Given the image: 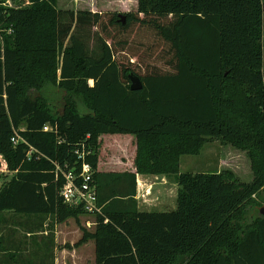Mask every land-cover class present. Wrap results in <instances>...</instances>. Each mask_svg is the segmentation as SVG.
Wrapping results in <instances>:
<instances>
[{
    "label": "trees",
    "instance_id": "obj_1",
    "mask_svg": "<svg viewBox=\"0 0 264 264\" xmlns=\"http://www.w3.org/2000/svg\"><path fill=\"white\" fill-rule=\"evenodd\" d=\"M123 16L109 25L151 32L147 49L164 51L156 64L124 58L125 39L98 37L90 53L72 26L101 29L100 13L0 3V156L12 172L0 181V213L78 221L86 212L59 195L55 164L79 169L84 145L100 213L74 246L93 240L94 264H264V0H136ZM47 85L61 110L42 95ZM211 139L246 153L249 182L230 170L180 172L181 156ZM137 174L173 176L175 209L140 211Z\"/></svg>",
    "mask_w": 264,
    "mask_h": 264
},
{
    "label": "rangeland",
    "instance_id": "obj_2",
    "mask_svg": "<svg viewBox=\"0 0 264 264\" xmlns=\"http://www.w3.org/2000/svg\"><path fill=\"white\" fill-rule=\"evenodd\" d=\"M2 1H4L5 5L15 4V0H0V3ZM17 1L20 0H16V2ZM57 8L60 10H72L74 12L90 11L93 13L97 12L101 14V29L100 27H98V25L94 26L91 24H74L72 26V33L78 35L85 42L88 51L94 55L98 54L100 51V40L98 39V37L101 36L105 37L107 39V43L111 46L114 45V39L116 41L119 39H125L127 43L131 45V48H128L129 45L126 46L124 48V51L122 52V56L124 58L129 56L131 59H133V64L135 65H142L144 67L145 65H149L150 63L156 64L158 61L154 57L155 54L161 55L164 52L162 48H159V50L155 49L154 51H149L147 49V47H151L153 42H155L156 40L154 35L145 29L135 27L130 36L125 34L124 36L121 33H118L119 28L117 26L109 25L108 19L111 17V14L115 13L119 16H123V14L126 12H134L136 9V0H57ZM139 42L144 43L145 47L144 45H139ZM66 43L69 42L66 41ZM133 54H135L136 56H132ZM41 93L51 105H56L58 110H61V105H59L61 101V93L59 90H57L55 86L47 85ZM74 100L78 111L80 113H85L87 111V107L83 99L81 97L75 96ZM131 151L132 149L127 150V152L129 153ZM179 170L180 172L192 173L221 172L224 170H230L240 181L249 182L252 179L250 161L246 153L244 151L234 148L230 144L221 142V140L219 139H211L206 142L202 146L200 153L197 155L181 156ZM11 175L12 172L7 170L5 161L3 159L0 160V181H2L3 179H9ZM171 180L175 181L174 178ZM172 193L174 197L173 201L175 208L176 191L175 193L174 191ZM173 201L171 197L170 205ZM166 203L169 204L168 200ZM4 216L5 215L1 216L0 214V240L4 241V238L8 239V230L13 229L16 232L17 237L12 238V240H14L15 242L11 244L9 254L14 258V264H24V257L28 255L27 253H30L31 249L33 248L30 246L32 239H29L33 236L31 234L28 237L26 235H23V233H25L24 231L31 230L34 232L33 235H36L35 226L27 225V227H25L24 225L18 223L17 227H15L16 225L14 221L12 220L13 222L9 223L4 220ZM93 218V215L84 214L79 216L78 221L73 218H68L65 220L66 222H68L67 227L70 228V237H68L69 243L66 244L69 247L67 248H72L71 244L75 245V243L79 240L78 236L80 235L81 237L82 235V231L80 228L84 227L86 229V221L93 220ZM16 219L17 222L21 221L19 217ZM6 220L10 221V218H7ZM64 227L66 226L62 224L61 228ZM5 251H7V249L5 248L2 242L0 252L3 253ZM89 254L90 252L88 251V249H85L83 254H80L78 256V259H81L83 255L84 257H89ZM81 261L83 263V260Z\"/></svg>",
    "mask_w": 264,
    "mask_h": 264
},
{
    "label": "crops",
    "instance_id": "obj_3",
    "mask_svg": "<svg viewBox=\"0 0 264 264\" xmlns=\"http://www.w3.org/2000/svg\"><path fill=\"white\" fill-rule=\"evenodd\" d=\"M132 139L130 135H127ZM0 160L1 156H0ZM123 164V163H122ZM102 165H116V162H108ZM174 177L167 175H153V174H137V193L136 200L138 204V209L140 211H168L175 209L173 201V191L177 195V184L174 180H171ZM172 193V194H171ZM168 196V198H167ZM172 197V204L170 205V198ZM169 202L167 204L166 202ZM1 216H4V220L11 223L14 221L15 227L18 223L27 227V225L35 226L36 235H33V231H24L23 235L33 237L30 246L33 247L30 253H27L24 257V264H94V241L88 240L87 242L81 244L80 246L75 247L71 244L72 248H67L65 245L68 242V237H70V228L67 227L66 221L53 223V220L48 216H38V215H15L13 216L10 211H4L0 213ZM8 215V216H6ZM20 218V222H17L16 218ZM10 218V221L6 220ZM13 220V221H12ZM65 225L66 227L61 228ZM86 229L92 231L94 228V218L93 220H87L85 223ZM14 228V227H13ZM8 229V228H7ZM6 230V229H5ZM15 234H14V233ZM19 233V232H17ZM21 233V232H20ZM79 234V233H78ZM16 238V232L8 230V239L4 238L0 240V249L2 242L7 249L5 252H0V264H14V258L9 254L11 244L15 242L12 238ZM80 238V235L78 236ZM35 239V240H34ZM88 249L90 252L89 257H81L78 259L79 255L83 254L84 250ZM81 250V251H79ZM63 258V259H62ZM16 264V263H15Z\"/></svg>",
    "mask_w": 264,
    "mask_h": 264
},
{
    "label": "built area",
    "instance_id": "obj_4",
    "mask_svg": "<svg viewBox=\"0 0 264 264\" xmlns=\"http://www.w3.org/2000/svg\"><path fill=\"white\" fill-rule=\"evenodd\" d=\"M89 83L91 84V81ZM48 130H50L49 125H44L43 131ZM19 139L17 134L14 133L11 141L16 144ZM32 152H35V149L29 146L27 154L29 155ZM75 153L77 159L81 162L79 169L75 166L68 167L67 165L55 164L56 175L61 176L64 180L59 195L65 203L75 206L81 205L86 214L94 216L100 213V206L97 204L96 189L92 183V169L85 161L89 151L83 145Z\"/></svg>",
    "mask_w": 264,
    "mask_h": 264
},
{
    "label": "water",
    "instance_id": "obj_5",
    "mask_svg": "<svg viewBox=\"0 0 264 264\" xmlns=\"http://www.w3.org/2000/svg\"><path fill=\"white\" fill-rule=\"evenodd\" d=\"M122 22L124 23V16H122ZM128 78L130 80V90L136 91L142 88V82L136 75L129 74ZM259 210L262 214H264V206H262Z\"/></svg>",
    "mask_w": 264,
    "mask_h": 264
}]
</instances>
